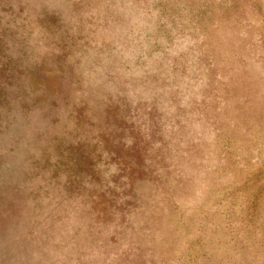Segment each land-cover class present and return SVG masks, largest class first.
Here are the masks:
<instances>
[{
  "label": "rangeland",
  "instance_id": "1",
  "mask_svg": "<svg viewBox=\"0 0 264 264\" xmlns=\"http://www.w3.org/2000/svg\"><path fill=\"white\" fill-rule=\"evenodd\" d=\"M0 264H264V0H0Z\"/></svg>",
  "mask_w": 264,
  "mask_h": 264
}]
</instances>
